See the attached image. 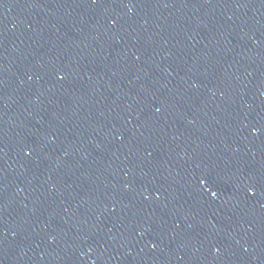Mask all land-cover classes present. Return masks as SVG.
Masks as SVG:
<instances>
[{"label": "snow or ice", "instance_id": "snow-or-ice-1", "mask_svg": "<svg viewBox=\"0 0 264 264\" xmlns=\"http://www.w3.org/2000/svg\"><path fill=\"white\" fill-rule=\"evenodd\" d=\"M93 2L95 3V2H96V0H93Z\"/></svg>", "mask_w": 264, "mask_h": 264}]
</instances>
